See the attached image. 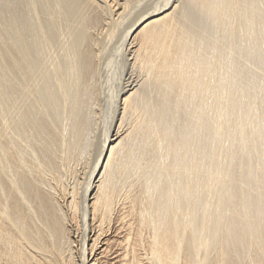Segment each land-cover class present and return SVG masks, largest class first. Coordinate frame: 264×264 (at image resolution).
Wrapping results in <instances>:
<instances>
[{"label":"bare ground","instance_id":"obj_1","mask_svg":"<svg viewBox=\"0 0 264 264\" xmlns=\"http://www.w3.org/2000/svg\"><path fill=\"white\" fill-rule=\"evenodd\" d=\"M8 1L0 264H264V0Z\"/></svg>","mask_w":264,"mask_h":264},{"label":"rangeland","instance_id":"obj_2","mask_svg":"<svg viewBox=\"0 0 264 264\" xmlns=\"http://www.w3.org/2000/svg\"><path fill=\"white\" fill-rule=\"evenodd\" d=\"M8 5H9V1L8 0H0V16H2L3 14H4V16H5V13H6V9L8 8ZM104 7H107V6H104L103 5V7L102 8H104ZM108 10V9H107ZM107 10L105 11V12H107ZM107 16H105L106 17V19L108 20L107 22L109 23V26L111 27V18H112V16L111 15H109L108 13L106 14ZM108 16H110V17H108ZM108 17V18H107ZM110 18V19H109ZM0 24H2V26L0 25V43L4 46L5 45V43H6V41H4V29H2L1 27H3L4 26V24L1 22V20H0ZM110 27H108V29H110ZM1 29H2V32H1ZM114 33H116L115 35H113L114 33H112V35H111V37L112 38H107L108 37V35H107V33H108V31H107V28L104 30L105 31V33L104 34H106L105 36H104V34L101 32V33H97L96 34V40H97V42L99 43V44H101V41H104V43L107 41L108 42V44H110L111 42H113V40H114V42L113 43H117L116 42V40H117V38L118 37H120V34H119V30H118V28H117V26H116V24H115V26H114ZM107 31V32H106ZM95 32V31H94ZM2 34V35H1ZM101 34V35H100ZM97 35H99L100 36V38H98L99 36H97ZM117 35H119V36H117ZM102 36V37H101ZM117 36V37H116ZM3 38V40H2V38ZM116 37V38H115ZM106 41H105V40ZM113 39V40H112ZM5 40H6V37H5ZM109 40V41H108ZM3 41V42H2ZM5 42V43H4ZM110 42V43H109ZM104 43H102V44H104ZM112 44V43H111ZM2 45H0V48L1 49H4V47H2ZM113 45V44H112ZM1 49H0V85H1V87H0V97H1V100L2 101H4L5 99V97L4 96H6V95H3V93L4 92H2V91H6L4 94H7L8 93V86H5V85H8V82H7V75H5V73H6V68H5V65H4V60H3V51H5V50H2L1 51ZM1 57H2V59H1ZM4 65V66H3ZM3 68V69H2ZM5 75V76H4ZM3 78V79H2ZM2 79V80H1ZM5 79H6V81H5ZM7 84H6V83ZM3 84V85H2ZM5 88V89H4ZM3 96V97H2ZM0 100V104L2 105V104H4V102H2ZM62 108H60L58 111L55 109L54 111H56L57 113H60L59 111H63V109L61 110ZM56 113V114H57ZM61 116V117H60ZM58 117H59V119L56 121V122H59V120L61 121L60 122V126L61 127H63V126H65V120L64 119H62V118H64V116L63 115H61V113L60 114H58ZM93 117H94V120H93ZM102 117V118H101ZM104 117L105 116H99V118L97 119V117L96 116H92V120H93V122H94V124H93V122L91 121V126L89 127V129H91V130H89V132H88V134H89V138H90V140H89V143H90V146L88 147L89 149L92 147V153L91 152H89L90 154L88 155V156H91V159H90V157L89 158H87L88 156L87 155H85V157L87 158L86 159V161H88V162H91L92 161V158L94 157V155H95V146L97 147L98 146V142H99V140H100V137H101V133H102V129H103V127L102 126H104L105 125V121H106V119H104ZM101 118V119H100ZM96 119V120H95ZM64 120V121H63ZM101 120H103L102 121V124H101ZM99 121V122H98ZM104 123V124H103ZM61 124H64V125H61ZM93 126H95V127H93ZM66 127H67V125H66ZM92 127V128H91ZM97 129V130H96ZM94 130V131H93ZM101 131V132H100ZM92 132V133H91ZM96 139V140H95ZM97 140H98V142H97ZM93 143V144H92ZM94 147V148H93ZM94 149V150H93ZM93 156V157H92ZM85 157H83V159L85 158ZM83 159H80V160H83ZM90 160V161H89ZM81 162V161H80ZM80 164V163H79ZM77 165V167H78V169H75L74 170V172L75 173H73V175H75L74 177H76L75 179H77L78 181H79V183H83L82 181H83V177H85L84 175H83V171H89L88 169V166H89V164H88V166H86L85 164L83 165V161L81 162V164L80 165ZM82 165V166H81ZM85 166V167H84ZM76 167V168H77ZM85 168V170H84V168ZM87 168V169H86ZM82 173V174H81ZM86 174V173H85ZM82 177H81V176ZM82 179H81V178ZM67 178H69V180H70V176L69 177H67ZM79 178V179H78ZM131 178V176L130 177H128L127 179H124V178H122V181L123 182H125V181H127L128 179H130ZM85 179V178H84ZM82 185V184H81Z\"/></svg>","mask_w":264,"mask_h":264}]
</instances>
